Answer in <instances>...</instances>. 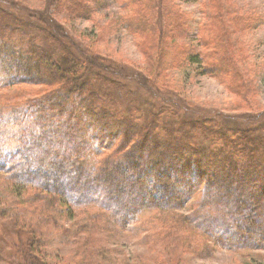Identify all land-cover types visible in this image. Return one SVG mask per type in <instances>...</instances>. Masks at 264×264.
<instances>
[{
  "label": "trees",
  "instance_id": "obj_1",
  "mask_svg": "<svg viewBox=\"0 0 264 264\" xmlns=\"http://www.w3.org/2000/svg\"><path fill=\"white\" fill-rule=\"evenodd\" d=\"M60 2L48 5V14L54 15ZM76 6L86 10L85 5ZM2 10L1 4L0 13L7 17ZM44 22V37L57 44V49L50 47L54 55L43 50L47 42L35 45L40 41H34L32 30L25 32L26 40H19L0 22V88L27 85L43 92L41 101L24 104L21 113L32 115L27 119L33 126L22 146L10 155L0 150V174L8 176L13 189L36 192L35 202L51 204L50 212L64 208L61 213L73 215L101 208L111 214L106 225L123 231L133 230L144 212H154L156 221L167 218L176 230L199 237L205 246L195 249L201 254L264 249V114L207 117L149 82L143 84L147 94L163 99L177 121L165 123L160 113H152L156 100L148 97L132 96L128 110H122L109 100V93L101 94L103 77L121 74L104 71L89 54L73 56L68 36L57 27L54 38L50 30L56 26L49 25L46 15ZM68 41L71 45L62 44ZM160 45L169 58L166 34ZM188 52L181 47L177 53L199 61L203 75L212 73L215 52ZM105 85L119 87L114 80ZM187 205L193 211L185 216ZM25 254L26 264H44Z\"/></svg>",
  "mask_w": 264,
  "mask_h": 264
},
{
  "label": "rangeland",
  "instance_id": "obj_2",
  "mask_svg": "<svg viewBox=\"0 0 264 264\" xmlns=\"http://www.w3.org/2000/svg\"><path fill=\"white\" fill-rule=\"evenodd\" d=\"M91 2L61 0L51 15L47 6H54V0H0L2 11L8 14L4 17L0 13V22H5L19 40H26L25 32L32 30L34 41H40L35 45L47 42L43 50L54 55L50 47L57 49L56 43L43 32L47 29L46 15L49 25L56 26L50 34L58 36L59 27L72 41V45L69 41L62 44L73 47L69 48L73 56L89 54L104 71L123 75L103 77L105 89L101 91L104 96L109 93V100L122 110H128L132 96L155 99L143 88L149 82L161 93L168 92L170 99L184 102L207 117L264 114V0ZM76 4L85 5L86 10L78 11ZM162 34H166L169 58L160 45ZM181 47L192 56L215 52L212 73L203 75L199 61L188 59L187 53L186 58H179ZM132 72L136 75L130 81ZM110 80L121 88L105 85ZM42 94V89L34 86L0 88V150L5 154L16 152L29 136L32 115L21 112L24 104L41 101ZM159 100L151 103L152 113H160L165 123L177 121L174 110ZM129 111L135 116L133 108ZM7 179L6 174H0V264H26V252L44 264H264V249L196 252L195 247L202 250L205 246L199 237L176 230L167 218L156 221V213L151 211L139 217L133 230L125 231L107 226L111 214L101 208H84L73 215L61 213L64 208L50 212L51 204L42 207L35 202L36 192L19 193ZM192 211L187 205L183 215Z\"/></svg>",
  "mask_w": 264,
  "mask_h": 264
}]
</instances>
